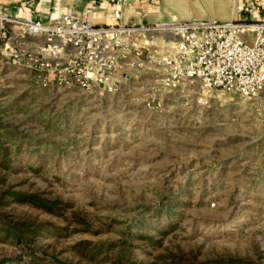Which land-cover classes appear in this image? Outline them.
I'll return each mask as SVG.
<instances>
[{"label":"rangeland","instance_id":"374dc122","mask_svg":"<svg viewBox=\"0 0 264 264\" xmlns=\"http://www.w3.org/2000/svg\"><path fill=\"white\" fill-rule=\"evenodd\" d=\"M26 1L0 0V17ZM125 77L43 87L0 53V215L40 226L29 242L0 227V264H264V93Z\"/></svg>","mask_w":264,"mask_h":264},{"label":"built area","instance_id":"2783aa9c","mask_svg":"<svg viewBox=\"0 0 264 264\" xmlns=\"http://www.w3.org/2000/svg\"><path fill=\"white\" fill-rule=\"evenodd\" d=\"M131 3L115 0L104 24L89 20L93 11L61 13L48 22L24 17L20 10L5 14L0 17L2 59L43 87L113 92L128 73L148 71L165 90L197 82L206 91L243 99L264 93V18L253 6L229 22L128 24L123 10Z\"/></svg>","mask_w":264,"mask_h":264},{"label":"crops","instance_id":"0c3cea01","mask_svg":"<svg viewBox=\"0 0 264 264\" xmlns=\"http://www.w3.org/2000/svg\"><path fill=\"white\" fill-rule=\"evenodd\" d=\"M30 1L24 3L25 9H19L21 15L39 22H48L61 13L83 16L85 12L93 11L88 16L89 20L104 24L110 20L115 8V0ZM248 5L255 8L258 18H264V0H132L131 5L123 11L128 24L205 20L229 22L238 20L241 16L240 10ZM19 10L7 9L6 12L14 16Z\"/></svg>","mask_w":264,"mask_h":264},{"label":"trees","instance_id":"16d2710c","mask_svg":"<svg viewBox=\"0 0 264 264\" xmlns=\"http://www.w3.org/2000/svg\"><path fill=\"white\" fill-rule=\"evenodd\" d=\"M1 127V123H0ZM3 129V128H2ZM10 136H8L7 132L0 131V168L3 170H10L13 164L12 160V148L6 147L5 141ZM33 203L35 205L40 206L42 209H45L48 212H52L57 215L60 214L59 203L54 202H45L39 200L38 198H33ZM0 227L1 229L7 233L12 234L19 240L28 241L30 238L35 237L40 232V226L37 223H20L14 224L12 222H6V218L0 215Z\"/></svg>","mask_w":264,"mask_h":264}]
</instances>
